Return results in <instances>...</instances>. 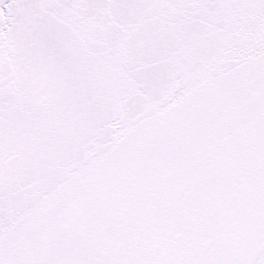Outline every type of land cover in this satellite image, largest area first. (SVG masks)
<instances>
[{"label": "snow or ice", "instance_id": "6c2138e0", "mask_svg": "<svg viewBox=\"0 0 264 264\" xmlns=\"http://www.w3.org/2000/svg\"><path fill=\"white\" fill-rule=\"evenodd\" d=\"M0 264H264V0H0Z\"/></svg>", "mask_w": 264, "mask_h": 264}]
</instances>
